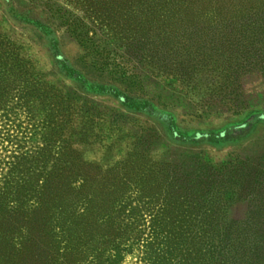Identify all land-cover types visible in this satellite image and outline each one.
<instances>
[{
	"label": "trees",
	"instance_id": "16d2710c",
	"mask_svg": "<svg viewBox=\"0 0 264 264\" xmlns=\"http://www.w3.org/2000/svg\"><path fill=\"white\" fill-rule=\"evenodd\" d=\"M0 2L14 24L38 31L55 72L79 94L115 101L127 114L151 122L172 145L197 148L202 143L219 151L236 148L251 140L258 126H264V109L245 117L244 107L219 128L183 126L174 111L137 92L136 76L112 69L108 78L100 79L110 70L104 57L107 40L99 43L101 39L93 31L89 36V30H70L78 46L93 58L87 66L100 73L94 77L65 56L57 32L42 12L21 9L14 0ZM76 3H82L89 13L86 24H107L104 28L111 33L109 37L122 48L129 47L122 41L133 30L113 28L112 24H137V34L146 33L140 24H180L186 28L193 24H262L264 8V0ZM250 37L244 36L242 46L246 47ZM238 39L243 40L239 35ZM134 47L139 50V62H143L145 44ZM261 71L264 84V68ZM236 74L225 80H233ZM8 79L9 85L0 88V112L6 120L19 109L15 106L28 104L19 92L17 77ZM13 100L19 105H12ZM52 121L49 117L39 128L49 137L43 143L46 148L59 143L67 127ZM244 129L247 134L228 146V136ZM131 156L116 166V171L103 172L93 164L95 170L90 174V164L79 151L58 159L46 156L43 149L13 154L3 163L6 170L0 174V264H118L125 254L133 252L141 264H264V221L259 225L249 218L242 222L229 219L226 202L213 201L206 191L214 182L207 166L193 158L195 163L188 171L183 164L171 166L146 156H142L145 162L133 164L135 156ZM241 163L247 166V183L258 181L264 193V154ZM224 169L230 174L234 166ZM177 170H183L180 177Z\"/></svg>",
	"mask_w": 264,
	"mask_h": 264
},
{
	"label": "rangeland",
	"instance_id": "374dc122",
	"mask_svg": "<svg viewBox=\"0 0 264 264\" xmlns=\"http://www.w3.org/2000/svg\"><path fill=\"white\" fill-rule=\"evenodd\" d=\"M14 2L21 9L42 12L57 32L65 56L94 77L100 73L87 66L93 58L78 46L70 30L73 27L83 33L89 30V36L93 31L101 39L99 43L107 40L104 57L108 64H102H107L110 70L104 71L100 79L108 78L112 69L136 76L137 92L174 111L183 126L219 128L240 108H245V117L264 109V84L260 78L264 68V8L262 24H193L189 28L180 24H140L146 28L143 34H137V24H112L113 28L133 30L122 41L129 47L122 48L116 39L110 38L111 33L104 28L107 24H86L89 13H85L82 3H76L78 0ZM247 34L251 37L244 47L242 41ZM136 43L145 44L143 62L138 60ZM231 58L235 61L230 62ZM236 63L239 67L234 66ZM254 63L256 67L251 65ZM233 72L237 73L233 80H225ZM16 77L19 92L28 104L15 106L19 109L7 120L0 112V174L6 170L3 163L13 154L41 149L55 159L79 151L90 164L87 170L90 174L95 170L93 164L103 172L114 171L129 155L135 156H131L133 164L145 162L147 159L142 156H146L171 166L183 164L188 171L196 158L211 170L209 175H213L214 182L206 191L213 201L226 202L225 214L229 219L242 222L249 218L259 225L264 221V193L258 181L247 183V166L241 163L264 154L263 125L257 127L251 140L236 148L219 151L202 143L197 148L172 145L151 122L127 114L115 101L79 94L55 72L38 31L14 24L0 2V88L9 85L8 78ZM11 104L18 103L13 100ZM49 117L54 118L53 123L63 122L67 127L59 143L46 148L43 143L49 137L39 128ZM247 129L233 132L227 145L245 136ZM79 142L84 143L78 145ZM51 165L52 161L48 168ZM231 165L234 171L228 174L224 168ZM181 174L183 170H177L179 177ZM118 264L141 263L137 252H133L125 254Z\"/></svg>",
	"mask_w": 264,
	"mask_h": 264
}]
</instances>
